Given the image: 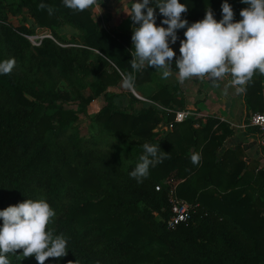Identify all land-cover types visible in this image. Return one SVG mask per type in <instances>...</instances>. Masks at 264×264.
Wrapping results in <instances>:
<instances>
[{
    "label": "trees",
    "instance_id": "trees-1",
    "mask_svg": "<svg viewBox=\"0 0 264 264\" xmlns=\"http://www.w3.org/2000/svg\"><path fill=\"white\" fill-rule=\"evenodd\" d=\"M109 1L96 0L104 8ZM180 2L188 7L181 18L189 25L204 19L209 7L217 21L223 18L224 0ZM41 3L53 9L51 15L47 7L39 8ZM228 3L234 21H240L241 10L249 5L242 0ZM22 6L30 9L34 27L50 29L67 22L81 31L85 45L72 48L65 61L68 50L46 40L58 59L46 68L51 79L48 84L41 79V89L21 81L14 68L0 75V210L27 199L49 203L55 216L48 230L66 239L68 254L45 264H264V169L253 177L242 172L244 162L233 159L231 150L217 152L230 129L217 134L208 123L196 126L188 117L159 134L156 124L172 119L173 113L154 102L171 106L170 90L159 87L151 101L126 110L117 106V93L109 88L123 86L124 78L133 74L137 89L156 70L133 72L132 29L101 27L89 8L73 10L63 0H20L17 7ZM163 19L157 8V26L167 27ZM4 26L0 21V29ZM186 30L178 29L177 37L184 40ZM82 50L93 57L85 61ZM179 56L172 69L178 70ZM62 79L69 88L60 86ZM243 87L246 103L253 111H264V75L255 73ZM124 92L137 100L129 88ZM100 94L105 103L89 116L92 126L83 133L75 122L77 109L65 103L76 101L85 112ZM145 143L166 154L138 183L130 173ZM190 147L194 149L188 151ZM193 153L199 154V164L192 163ZM171 179L178 180L180 197L200 206L192 219L168 228ZM74 195L84 198L74 201ZM22 252L8 253L10 264H38L35 256L25 258Z\"/></svg>",
    "mask_w": 264,
    "mask_h": 264
},
{
    "label": "clouds",
    "instance_id": "clouds-1",
    "mask_svg": "<svg viewBox=\"0 0 264 264\" xmlns=\"http://www.w3.org/2000/svg\"><path fill=\"white\" fill-rule=\"evenodd\" d=\"M249 5L240 12L242 19L234 21V11L228 0L222 4L223 18L217 21L209 7L204 19L189 25L182 14L188 10L180 0H135L131 12H127L136 25L133 29L131 68L133 72L148 67L162 70V78L172 75L171 66L176 56L171 44H175L178 29H187L181 41L180 56L175 60L178 82L197 77L214 82L226 76L237 91L244 92L254 74L264 75V0H242ZM70 9L84 11L96 4V0H63ZM51 15L53 9L41 3L40 9ZM163 15L164 26L156 24V9ZM169 38H171L169 40ZM15 59L0 61V75H8L15 66ZM133 74L123 81L125 88H132ZM218 86V84H217ZM144 154L130 176L142 182L150 166L160 163L166 152H160L156 145L143 144ZM193 164H199L200 156L193 153ZM55 216L54 210L44 199H27L17 205L0 210V264H10L8 253L23 250L22 255L35 256L38 264H45L49 258H62L68 254L67 241L63 236H53L48 224ZM72 264V262H69Z\"/></svg>",
    "mask_w": 264,
    "mask_h": 264
},
{
    "label": "crops",
    "instance_id": "crops-1",
    "mask_svg": "<svg viewBox=\"0 0 264 264\" xmlns=\"http://www.w3.org/2000/svg\"><path fill=\"white\" fill-rule=\"evenodd\" d=\"M134 2L135 0H110L109 8H104L96 2L89 9L92 15L97 14L98 20H101L100 23L97 21L99 26L107 29L119 27L133 30L136 25L130 20L127 12H131ZM181 41L178 38L175 44L170 42V47L175 53H180ZM171 71L172 75L163 79L162 70H155L149 79L137 85V89L133 87L132 93L137 100H132L126 95L123 86L109 87L117 93L115 103H119L126 110L139 108L142 101H151V94L163 86L170 90L174 97L172 105L167 107L189 108L197 111L199 117L192 119L199 122V125L208 123L212 126L211 128H216L217 134L225 133L226 128H229L230 132L225 133L217 152L221 154L226 149L231 150L234 153L233 159L244 162L242 172H249L251 176L254 175L253 177L259 174V170L264 169V147L258 143L257 127L249 122L253 108L246 103L244 93L237 91V88L230 83V76L216 82L208 78L193 77L180 83L176 78L178 70L171 68ZM100 96L104 98V95L100 94L89 105L92 106L97 100L100 101ZM103 103L105 102L102 100L99 108ZM193 149L194 147H190L188 151ZM259 178L261 181L262 177ZM171 180L175 185L178 182L176 179Z\"/></svg>",
    "mask_w": 264,
    "mask_h": 264
},
{
    "label": "rangeland",
    "instance_id": "rangeland-1",
    "mask_svg": "<svg viewBox=\"0 0 264 264\" xmlns=\"http://www.w3.org/2000/svg\"><path fill=\"white\" fill-rule=\"evenodd\" d=\"M19 1L20 0H0V21H3L6 25L0 29V52L4 60L15 59L16 63L14 69L17 70L21 81L34 84L41 89L44 85L41 79L46 78L47 84L49 83V79H51V75L48 76L46 68L51 64L53 65L58 59L55 53L48 51L46 40L50 39L49 41L53 42L58 47H64L68 50L65 61L69 59L70 54L73 55L72 48H82L85 45H83L82 38L80 37L81 31L76 26L67 22L55 25L50 29L45 28L52 37L44 36L40 42L32 43L26 34L35 32L38 27H34L36 21L32 17L28 7H17ZM93 18H96L95 21L100 23L101 20H98L97 14L93 15ZM46 30L39 29L38 31L39 33H43V31ZM82 53L81 57L85 61L93 57V55L87 53L86 50H82ZM60 86L69 88L70 84L66 79H62ZM129 89L131 91L134 90L133 87ZM102 100L105 102V99L100 96V101L97 100L92 106L88 103L85 112L80 111V106L76 101L65 103L66 106L77 109L79 117L75 122L80 125L81 132H86L90 126H92V123H89V116L93 115L98 110ZM117 106L124 108L119 105V103ZM131 110H136V108H132ZM82 198L84 197L73 196L74 201H78ZM140 264L153 263L142 262Z\"/></svg>",
    "mask_w": 264,
    "mask_h": 264
},
{
    "label": "built area",
    "instance_id": "built-area-1",
    "mask_svg": "<svg viewBox=\"0 0 264 264\" xmlns=\"http://www.w3.org/2000/svg\"><path fill=\"white\" fill-rule=\"evenodd\" d=\"M37 28V27H36ZM39 29H45V27H38L35 32H31L26 34L28 39L32 43H38L44 36H50L46 31H43V33H39ZM41 31V30H40ZM157 106L160 108H163L166 112L173 113L172 119L169 120H161L159 121L156 126L155 130L162 134L167 130H171L174 126V123L177 121H181L185 118L191 117V118H198L199 113L197 111H194L189 108H171V107H164L158 103H156ZM249 122L257 127V134H258V143L264 147V111H253L250 114ZM194 124L197 126L199 125V122L195 121ZM156 189L160 188L159 184L155 185ZM168 200H169V209L170 214L166 218V226L168 228L175 227L180 222H186L193 218V214L198 210L199 203L198 202H191L185 198L180 197L176 193V185L175 183L170 184V188L168 190Z\"/></svg>",
    "mask_w": 264,
    "mask_h": 264
}]
</instances>
